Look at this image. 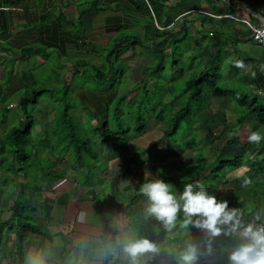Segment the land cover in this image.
Instances as JSON below:
<instances>
[{"label": "trees", "instance_id": "trees-1", "mask_svg": "<svg viewBox=\"0 0 264 264\" xmlns=\"http://www.w3.org/2000/svg\"><path fill=\"white\" fill-rule=\"evenodd\" d=\"M133 1L136 0L130 2ZM139 1L144 2L147 9V15L141 18L142 23L139 25L141 29L122 30L126 27L121 26V30L106 45L101 59L93 60L89 57H82L77 63L79 67L74 70L73 75L78 72L83 76L92 77L94 85L99 86L119 83L120 79L126 75L125 72L131 68L129 59H124V55L129 51L135 55L140 49L139 52L146 59L143 77L128 90L122 89L123 92H119V88L106 91L86 87L87 96L85 99H79L76 96L81 104L88 109L87 114L82 115V119L86 124H89L93 117H98L99 121H103L98 128L99 143L106 144L111 152L119 150L121 156L129 149L131 139L140 137L146 132L150 120H158L164 125L160 137L150 146H144L140 151L134 153L133 160L131 159L130 162L125 160L126 173L134 174L135 169L132 167L134 161L142 155L148 156L153 153L155 159L160 163L149 165L148 170L158 179H164L172 184L173 191L177 195L183 191L186 183L197 181L205 185L209 193L214 195V190L218 189L220 184H227L232 180L227 178L230 173L244 167L243 174L245 176L253 175L258 179L254 190L261 192L264 208V141L242 143L237 132L248 118H254L264 127V94L256 92L250 81L242 75V68L249 63L248 58H242L238 55V48L229 45L230 40L235 39L237 44L243 37L251 36V30L244 22L239 21L240 32L235 30L234 34H228L212 22L231 20V18L211 16V14L225 13L238 15L239 10L246 6L264 16V0H206L209 10H202L199 5L198 9L205 15H196L192 18H189L190 15H158L156 9L164 10L165 3L169 0H149L156 15H153V11L145 0ZM184 1L180 0L177 3L176 11H180ZM120 4V1H116V5ZM249 15H251L250 20L253 23L260 22L258 17L253 14ZM109 20L112 23L119 22L120 16L114 15ZM196 21L200 23L198 24ZM50 24L49 27H53L51 32L57 35V24L53 22ZM209 24L212 25L209 26ZM246 29L248 32H245ZM55 35L50 36L49 39H57ZM82 41L83 39H80L77 45L83 43ZM126 61H128L127 65ZM220 77H224V80H219ZM123 83L125 82L123 81ZM73 85V82L69 83L68 79L59 86L53 84L47 87H37V84L26 85L17 105L23 120L12 128L5 137L6 139L4 138L6 141L9 140L8 143L5 144V140L0 141V152H7L4 160L0 162V171L5 166L8 172L17 173L16 178H25V181L19 180V183L16 184L19 195L13 199L9 206L11 217L7 221H1L0 218V229L5 224L14 226L13 228L17 229L18 237L22 241L29 230L33 232L39 230L31 221V197L27 190L40 189L42 182L50 184L65 175L64 170H54L55 164L48 160L47 168L43 167V174L34 177L36 188L32 189L29 186L30 183L26 181L28 173H24V176L19 174L21 173L19 171L22 170L20 166L22 165L24 168L27 162L26 158H34L37 163L36 170L39 171L43 166V162L39 159L42 158L43 153L51 147L55 150L58 143L63 142L64 152L71 153L73 159V162L69 163L68 160L65 162L69 165L72 163V167L78 169L83 183L92 181L91 174L97 171L101 161L98 158L100 153L96 139L83 134L79 130L74 116L71 115V104L76 99L71 98L74 95L70 92ZM218 88L221 89V92ZM45 91H50V95L56 92L63 93L65 99L60 115L57 116L52 114L51 110L44 109L47 104L41 103L40 100L45 99L39 94ZM134 91L137 93L129 96ZM104 92H108L107 96L104 95ZM116 98L117 102L114 104L113 101ZM136 98L139 100L136 101ZM126 99L127 103H125ZM129 102H134V104L129 105ZM37 107H41L43 110L41 108L35 110ZM125 107H127L128 113L124 114L121 128L126 126L122 128V131H115V124L111 125L109 115L114 111L117 118L121 119L120 116L124 113ZM228 112L235 116V121L232 123L229 122ZM207 123L213 124L206 127ZM36 125L41 126L40 129L45 131L44 134L39 133L42 134V137H38V135L34 137L33 132ZM203 131H209V135L206 137L209 140L204 138ZM31 137L33 143L30 141ZM29 141L33 149L32 155L28 154L26 149ZM54 142H57L55 147L53 146ZM163 142H165L166 148L173 149L180 156L188 151L195 152V159L189 158L182 165L166 161L167 156L164 155L161 147ZM201 142L204 144L202 145ZM9 143L18 145L19 149H8ZM235 143H241V148L230 153L228 146ZM208 144L212 145L207 147ZM175 166L178 169L174 171ZM79 168H82L83 174ZM243 174L241 176H244ZM135 177L138 178L136 192H130L125 196L129 209L138 203L140 197L148 200L140 190L141 185L147 181L146 176L139 172V174L135 173ZM7 178H10L8 174ZM233 178L236 182L240 180L239 177ZM216 197L218 200H226L230 209H239L245 223L256 219L257 215L253 211L254 206H248L240 196L235 199L221 195H216ZM182 203L181 201V205ZM179 210L181 213L176 214L174 225L170 228L164 223L162 224L160 219L154 217L155 223L157 226L160 224L163 227V233L166 236L165 246L161 247L156 241L159 249L157 260L160 263L162 259L167 258L170 260V264H178V260L172 263L169 258L172 257L169 249L177 242L181 245H178V251L186 246V242L191 241L200 244L201 250L207 252L209 237L204 229L195 226L194 221L197 216H193V223L186 224L187 217L182 216L183 208L181 207ZM256 223H264V215L259 216ZM222 227H227V225ZM181 236H191V238L185 240ZM140 237H145L141 231H139ZM241 242L243 241L235 235L221 233L216 236L213 243L217 249L212 252L213 262L229 264V251ZM157 260H153L152 264H157Z\"/></svg>", "mask_w": 264, "mask_h": 264}, {"label": "crops", "instance_id": "crops-1", "mask_svg": "<svg viewBox=\"0 0 264 264\" xmlns=\"http://www.w3.org/2000/svg\"><path fill=\"white\" fill-rule=\"evenodd\" d=\"M116 1L121 4L116 5ZM130 1L0 0L1 142L6 139L7 135L3 133H7V127L16 125L15 114L8 110L17 109L21 97L19 93H23L26 85H38L36 76L41 69L47 67L55 72V67L48 61H55L58 68L67 69L65 79H68L69 68L73 75L82 57L98 60L121 26L126 27L122 30L141 29V18L147 15L145 3ZM179 1H166V8L162 11L157 8V14L205 15L198 9L199 5L202 10H209L206 0L197 4L194 0H185L180 11H176ZM251 10L250 7H243L236 16L250 19ZM153 14L156 15L154 11ZM114 15L120 16L119 22H110L109 18ZM233 20L212 23L224 32L234 34L235 30L240 32V22ZM52 22L58 26L57 35L51 32L53 27H49ZM53 35L57 39L50 40ZM80 39L83 43L77 45ZM229 45L236 46L242 58H248L249 63L242 68V75L256 92L264 94V68L261 67L264 65V46L253 41L251 36L243 37L237 44L235 39L230 40ZM49 80L52 81V76ZM52 84L60 85L59 82ZM73 84L70 92L79 99H85L87 89L76 81ZM107 94L104 92L105 96ZM8 142L5 140V144ZM6 155L7 152H0V162ZM50 161L56 164L55 169H65V175L50 184L43 182L40 189L34 190L36 192L27 190L31 197V221L39 230H29L22 241L17 229L5 224L0 229V264H24L25 254L30 249L46 250L48 264H113L128 257L123 251V242L138 239L139 231L153 242L157 241L161 247L165 246L163 227L160 224L157 226L154 216L145 217L148 200L140 197L138 203L130 209L127 207L125 196L136 192L137 187H133L138 183L135 173H126L123 158L115 155L109 158L105 167L91 174L92 181L89 183H83L82 176L72 163L66 166L58 159ZM135 166L146 176V170H142L144 167ZM79 170L81 172L82 168ZM19 180L25 178L19 177ZM10 191H7V196ZM1 192L0 195H3ZM12 193L16 197L19 195L17 186L10 195ZM9 206H0L1 221L11 217ZM157 255V252L148 253L141 260L152 264ZM166 259H162L161 263L157 260V264H169Z\"/></svg>", "mask_w": 264, "mask_h": 264}, {"label": "rangeland", "instance_id": "rangeland-1", "mask_svg": "<svg viewBox=\"0 0 264 264\" xmlns=\"http://www.w3.org/2000/svg\"><path fill=\"white\" fill-rule=\"evenodd\" d=\"M200 0H194V3H198ZM200 3V2H199ZM152 11V10H151ZM154 15V14H153ZM196 15H190L189 18H192ZM199 16V15H197ZM196 23H200L199 21H196ZM139 49V48H138ZM140 50V49H139ZM136 53L135 55H132V52L129 51L124 55V59H129V65H130V70L128 72H125V76L124 78L120 79L119 83L115 82V83H109L106 86H99V85H94V78L92 77H86L83 76L82 74H77L76 75H72V69L69 68V72L67 73L69 75L68 81L69 83L72 82H78L79 84H81L82 86H84L85 88H91V89H98V90H106V91H112L113 88H119V92H123L122 89H127L131 88L134 84H136L137 82H139L141 80V78L143 77V67L144 64H146V59L145 56H142L141 52ZM105 53V52H104ZM49 55V54H48ZM132 55V56H131ZM100 59V58H99ZM47 60V59H46ZM128 61L125 62V64L127 65ZM48 63H50L51 65H53L55 68V72L48 69L47 67L44 69H41L40 73H38V75L36 76V80H38V86L37 87H47L51 84V82H59L60 84L64 81L65 79V74L67 72V69L65 68H58V63L55 61H48ZM47 73V74H46ZM128 73V74H127ZM49 76H52V81L49 80ZM222 79L224 80V77H220L219 80ZM66 80V79H65ZM127 80V81H126ZM123 81L125 83H123ZM122 82V83H121ZM127 83V84H126ZM71 86V84H70ZM219 91L221 92V89L218 88ZM215 90V88H214ZM137 93V91H134L132 93L129 94V96H133ZM21 94V95H20ZM23 93H19V96H22ZM121 94L119 93V96ZM18 96V97H19ZM39 96H41L43 99L45 100H40L41 103L45 102L47 104V106L44 107V109H49L52 111V114H56L57 116L61 114L62 109H63V102H64V95L61 92H56L52 95H50V91H45L44 93H40ZM53 96V97H51ZM55 97V98H54ZM17 98V97H16ZM48 98V100H47ZM72 99L76 98V96L72 95L71 96ZM56 99V101H55ZM136 101L139 100V98L135 99ZM127 103L128 100H125ZM117 102V98L113 101V103L115 104ZM134 104V102H129V105ZM4 105H6V103H4ZM72 108H71V115L74 116L77 124H78V128L79 130L83 133V134H87L92 136L94 139H96V144H97V148L99 149V159H101L100 163L98 164L97 167V171L100 168H103L107 165V160L109 158H111L112 156H116L119 158H123V162H124V167H126V162L125 160H133V155L134 153L140 151L142 149V147H148L150 146L156 139H158L161 135V131L164 129V125L161 124L158 120H150L149 122V126L148 129L146 130V132L140 136V137H134L133 139H131V141L129 142V149L127 151L124 152L123 156L120 155L121 152H119V150L117 151H110L109 147L106 144L101 145L99 143V131L98 128H100V126L102 125V122L99 121L98 117H93L92 121L89 122V124L85 123L84 120L82 119V115H86L88 109H86L84 107L83 104H81V102L79 101L78 98H76L72 104H71ZM16 107V106H15ZM14 107V108H15ZM41 107H37L35 108V110H39ZM42 109V108H41ZM43 110V109H42ZM8 111H10V113H14L16 116V125L20 123V120L23 119L21 117V112H19L18 109H9ZM223 111V110H222ZM128 113V109L127 107H125V111L124 113L120 116L121 119L117 118L116 114L113 112H111L110 116V123L111 125L114 123L115 124V131H122V128H125L126 125H124L121 128V124H122V119L125 117L124 114ZM93 114V113H92ZM229 114V122H234L235 121V116L233 113L228 112ZM19 119V120H18ZM213 124V123H210ZM210 124H206V127H210ZM14 127V126H13ZM12 126L7 127L8 130H6L7 133H3L5 135H7L13 128ZM35 130L33 132L34 137L37 135V133H45V131L41 130V126L39 127V125L35 126ZM205 128V127H203ZM208 129V128H205ZM253 130H260L261 132H264V127H262L260 125V123L258 121H256L254 118H248L245 121V124L243 126H241L240 128H238V135L242 141V143H248V136L250 134L251 131ZM209 131H203L202 135H205L204 138H206L209 134ZM40 135V136H39ZM38 136L41 137L42 134H39ZM209 140V138H206ZM33 138H30V141H32ZM207 140V141H208ZM30 141L27 143L26 145V149H27V153L32 155L31 152H33V149L31 148V143H33V141L30 143ZM206 141V140H205ZM253 143V142H252ZM201 144L203 145L204 142H201ZM63 142H61L60 144L58 143V147L54 150L51 148L47 149L45 153H43L42 158H39L42 162H43V166L41 168V170H36L37 167H35V165L37 164L34 160V158H26L27 162L25 163V161H23L25 163V166L23 168V166L21 165L20 167L22 168V170H20L19 174H22L24 176V173H28L27 175V179L26 181H28L30 184L29 186L32 189L36 188V180H35V176L39 175V174H43V167L48 166L49 161L48 160H52L55 159L57 157H65V154L67 152H64V148L62 147ZM209 145L211 146L212 144H208L207 147H209ZM53 146H57V142L53 143ZM161 147L163 148L162 151L164 153L165 156H167L166 161H173L176 162L178 165H182L186 163V160L189 158L195 159V152L192 151H188L187 153H185L184 155L181 154V156L178 153H175L173 149L170 148H166L165 142L161 143ZM8 149H13V150H17L19 149L18 145H14V144H10L8 147ZM241 148V143H235L234 145H230L228 146L229 152L233 153L236 150H239ZM71 154V153H70ZM51 155H55L51 158ZM72 158V157H71ZM73 161V159H72ZM165 161V160H164ZM165 161V162H166ZM153 163H160L158 160L155 159L154 154L151 153L148 156L146 155H142L141 157H139L136 161H134V163L132 164V167H136L135 165H139V167H144L142 170H146V180H151V179H158V177H155L154 174L148 170V166L153 164ZM146 164V166H144ZM135 172L136 174L142 173L141 170L138 171L136 168ZM178 167L175 166L174 167V171L177 170ZM244 167L240 168L237 171H234L232 173L229 174V176H227L228 180L232 179L230 182H228L227 184H220L219 188L215 189V193L214 195H221L224 197H228L230 199H235L237 196H240L248 206H254V213L257 216H263L264 215V208H263V204H262V194L261 192H256L254 190V187L256 186L258 179L256 177H254L253 175L250 176H245L244 173ZM17 170H19L17 168ZM23 171V173H22ZM46 171V170H45ZM96 171V172H97ZM7 174L8 177H10L9 179L7 178ZM16 174L17 173H13V172H8L6 167L3 166V168L0 171V192L1 190H3V195L7 193V191H12L13 188H15V186H17L16 184L19 183V179L16 178ZM18 174V175H19ZM244 176H241V175ZM40 177V176H39ZM233 177H239L240 180H238L237 182L234 180ZM245 178L250 179V183L245 184L244 180ZM137 177L135 178V181L137 182ZM130 180L134 181L132 178H130ZM25 181V180H24ZM40 182V181H39ZM131 182V181H130ZM138 187V184H135L133 188ZM11 191L8 193V196L5 195H0V206L6 207L9 206L12 203V199H14L16 197V194H11ZM10 196V197H9ZM181 213L180 210H178L177 214ZM4 215H6V213H4ZM183 217H185V214L182 215ZM186 219V218H185ZM164 223V222H163ZM178 230V229H176ZM182 239L185 240H189L191 238V236L188 237H184L181 236ZM163 240L166 239V236L163 234ZM180 245L179 242H177L176 244H174L173 246L170 247L169 249V253L171 254L172 257V263L173 261H176V256L178 254V247ZM176 247V248H175ZM207 249V247H206ZM217 246L215 245V243H213V251H216ZM202 251V250H201ZM0 254H2V252L0 251ZM169 256V255H168ZM166 261L169 263L170 260L166 259ZM170 264V263H169ZM177 264V263H175ZM197 264H222L220 263H214L213 262V254H209L208 252H201L200 258L197 261Z\"/></svg>", "mask_w": 264, "mask_h": 264}, {"label": "clouds", "instance_id": "clouds-1", "mask_svg": "<svg viewBox=\"0 0 264 264\" xmlns=\"http://www.w3.org/2000/svg\"><path fill=\"white\" fill-rule=\"evenodd\" d=\"M261 67L264 68V65ZM248 140L260 143L264 141V132L253 130L250 132ZM55 159L61 162L68 160L69 163L72 161L69 152L65 154V157ZM69 163L66 164L65 162V165L69 166ZM53 169L58 170L55 169V166ZM244 183H250V179L245 178ZM140 190L148 198L144 213L146 218L154 216L170 228L174 225L176 214L182 207L187 217L186 224L193 223V216H197L194 224L196 227L204 229L209 237L207 241L209 254L213 251V241L216 236L221 233L235 235L243 242L232 247L229 251V264H264V223H256L259 216L252 222L245 223L241 218L239 209H230L226 200H218L199 181L186 183L179 195L173 191V185L164 179L147 180L141 185ZM181 201L183 202L182 205ZM223 225H227V227H222ZM123 251L127 253L128 257L114 261L113 264L126 263L128 260L129 264H146V260L142 261L141 257L148 253H156L159 249L157 244L149 238L140 237L124 241ZM200 255L201 245L189 241L186 242L184 248L179 250L176 259L178 264H197ZM48 259L49 254L46 250L30 249L25 254L24 264H48Z\"/></svg>", "mask_w": 264, "mask_h": 264}, {"label": "built area", "instance_id": "built-area-1", "mask_svg": "<svg viewBox=\"0 0 264 264\" xmlns=\"http://www.w3.org/2000/svg\"><path fill=\"white\" fill-rule=\"evenodd\" d=\"M145 2L150 7V9L153 10L149 0H145ZM211 16L220 17V18H231V19L244 22L250 28L251 36L253 40L256 43L264 46V21H262L260 18H259L260 19L259 23H253L250 19L246 17L240 18L236 16V14L234 13H225L221 15L211 14ZM115 264H129V260L126 263H115Z\"/></svg>", "mask_w": 264, "mask_h": 264}, {"label": "water", "instance_id": "water-1", "mask_svg": "<svg viewBox=\"0 0 264 264\" xmlns=\"http://www.w3.org/2000/svg\"><path fill=\"white\" fill-rule=\"evenodd\" d=\"M251 13H252L253 15L257 16L258 18H260L262 21H264V16H263V15L257 13V12L254 11V10H251Z\"/></svg>", "mask_w": 264, "mask_h": 264}]
</instances>
